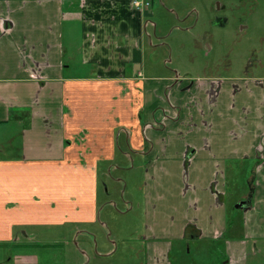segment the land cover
<instances>
[{"label":"crops","instance_id":"crops-1","mask_svg":"<svg viewBox=\"0 0 264 264\" xmlns=\"http://www.w3.org/2000/svg\"><path fill=\"white\" fill-rule=\"evenodd\" d=\"M149 5L0 0V134L10 133L11 126L21 134V145H11L20 152L0 157V257L37 263L29 252L37 234L19 229L32 222L33 198L42 201L31 191L34 173L41 182L46 172L69 176L82 166L95 180L98 165L115 159L116 149L125 144L146 158L151 187L161 184L160 192L151 191L149 215L155 217L161 204L175 213L182 210L181 224L167 214L178 225L174 228L154 230L156 224L150 223L151 264L168 258L172 238L207 235L203 203L223 208L228 166L247 158L256 160V170L250 192L238 200L247 203L236 206L244 212L243 221L233 227L221 211L220 228L212 235L236 234L227 241L224 264H264V257H248L251 246L253 255H264V80L193 82L156 74L155 68L145 74L152 41L144 12ZM160 181L174 183L173 204L175 195H168ZM188 223L201 233L193 236L191 227V238L185 237Z\"/></svg>","mask_w":264,"mask_h":264},{"label":"rangeland","instance_id":"rangeland-1","mask_svg":"<svg viewBox=\"0 0 264 264\" xmlns=\"http://www.w3.org/2000/svg\"><path fill=\"white\" fill-rule=\"evenodd\" d=\"M150 2L144 10L147 28L153 43L160 44L151 45L149 40L145 74L156 70L159 75H179L190 81L209 77L264 80V0ZM0 137V157L20 152L11 149V145H21L17 126ZM241 160L228 166L223 208L211 209L203 203L207 235L190 240L172 238L168 258L162 263L160 259L161 264H224L227 241L236 234L228 230L225 237H214L212 232L216 226L220 228L221 211L228 214L233 227L243 221L244 212L236 206L239 197L250 192L256 160ZM97 168L95 180L82 166L71 169L69 176L46 172L41 182L32 175L31 191L43 197L40 202L33 198L29 205L32 222L19 227L37 234L38 243L29 250L37 256V263L29 264H151L150 232L171 228L173 221L168 215L182 223V210L175 213L168 204L158 205L155 217L149 215L151 191L160 192L161 184L156 183L155 190L151 187L153 180L147 178L142 154L124 144L116 149L115 159ZM160 182L168 195H175L170 204L176 202L174 183ZM180 185L176 183L178 188ZM181 190L187 191V185ZM190 209L192 214L194 209ZM211 217L214 221L210 223ZM152 220L154 228L149 227ZM249 251L248 257H264L262 253L253 255L252 246ZM8 259L0 257V264H14Z\"/></svg>","mask_w":264,"mask_h":264},{"label":"flooded vegetation","instance_id":"flooded-vegetation-1","mask_svg":"<svg viewBox=\"0 0 264 264\" xmlns=\"http://www.w3.org/2000/svg\"><path fill=\"white\" fill-rule=\"evenodd\" d=\"M194 82V80H193ZM202 86H203V82H202ZM193 227L194 229L191 231L193 236H197L201 233L200 229L197 228L195 225H192L191 223H188L185 227V237H190V232H189V228ZM191 235V236H192ZM191 238V237H190Z\"/></svg>","mask_w":264,"mask_h":264},{"label":"built area","instance_id":"built-area-1","mask_svg":"<svg viewBox=\"0 0 264 264\" xmlns=\"http://www.w3.org/2000/svg\"><path fill=\"white\" fill-rule=\"evenodd\" d=\"M136 6L138 7H142L144 5H149V1L148 0H134Z\"/></svg>","mask_w":264,"mask_h":264},{"label":"water","instance_id":"water-1","mask_svg":"<svg viewBox=\"0 0 264 264\" xmlns=\"http://www.w3.org/2000/svg\"><path fill=\"white\" fill-rule=\"evenodd\" d=\"M246 203H247V201L244 200V201H241V203H239L237 206H241V205H244V204H246Z\"/></svg>","mask_w":264,"mask_h":264}]
</instances>
